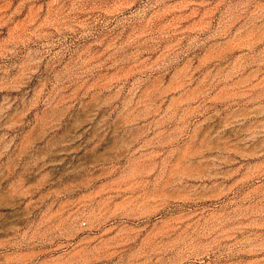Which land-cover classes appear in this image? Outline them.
Masks as SVG:
<instances>
[{"label": "rangeland", "instance_id": "1", "mask_svg": "<svg viewBox=\"0 0 264 264\" xmlns=\"http://www.w3.org/2000/svg\"><path fill=\"white\" fill-rule=\"evenodd\" d=\"M0 264H264V0H0Z\"/></svg>", "mask_w": 264, "mask_h": 264}]
</instances>
